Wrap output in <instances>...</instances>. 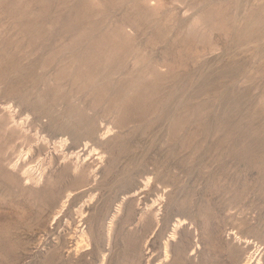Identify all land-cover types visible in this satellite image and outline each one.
<instances>
[{
  "label": "rangeland",
  "instance_id": "obj_1",
  "mask_svg": "<svg viewBox=\"0 0 264 264\" xmlns=\"http://www.w3.org/2000/svg\"><path fill=\"white\" fill-rule=\"evenodd\" d=\"M259 253L264 0H0V264Z\"/></svg>",
  "mask_w": 264,
  "mask_h": 264
},
{
  "label": "bare ground",
  "instance_id": "obj_2",
  "mask_svg": "<svg viewBox=\"0 0 264 264\" xmlns=\"http://www.w3.org/2000/svg\"><path fill=\"white\" fill-rule=\"evenodd\" d=\"M90 149V148H89ZM90 152H91V150H89ZM93 151L95 152L96 151V149H93ZM92 154H94V153H92ZM38 182V181H37ZM182 221V220H181ZM79 240L76 242L77 243V247L79 248L80 246H81V244L82 243H85V244H83V246L82 247H87V245H88V243H86L85 242V235L84 234H81L80 236H79ZM257 251V250H256ZM261 255V253H259L257 256H256V258L253 260V264H262V260L260 259V256ZM251 258H253V256H251L250 257V259ZM249 259V260H250Z\"/></svg>",
  "mask_w": 264,
  "mask_h": 264
}]
</instances>
